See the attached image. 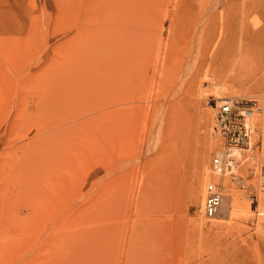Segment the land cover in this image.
<instances>
[{"label": "rangeland", "instance_id": "rangeland-1", "mask_svg": "<svg viewBox=\"0 0 264 264\" xmlns=\"http://www.w3.org/2000/svg\"><path fill=\"white\" fill-rule=\"evenodd\" d=\"M92 1L82 51L96 72L135 56L120 90L75 83L84 4L0 0V264H264V58L236 46L229 56L234 35L222 37L217 22L230 9L225 25L237 26L243 1L152 0L141 17L126 3L117 20ZM116 23L129 30L118 49L105 41ZM245 23L263 27L264 15L253 9ZM117 91L122 105L103 109ZM221 98L257 101L262 142L223 169L213 134ZM211 184L223 190L213 218L204 212Z\"/></svg>", "mask_w": 264, "mask_h": 264}, {"label": "bare ground", "instance_id": "bare-ground-1", "mask_svg": "<svg viewBox=\"0 0 264 264\" xmlns=\"http://www.w3.org/2000/svg\"><path fill=\"white\" fill-rule=\"evenodd\" d=\"M77 1V4L79 5L78 6V10H80V9H82V4H84V6H83V11H81V12H79L80 13V17H78L79 19L80 18H82L83 19V23H79V22H76L75 23V31H74V67H75V73H74V77H75V83H76V85L78 86V87H82V85H83V87H84V84L83 83H87L88 85H89V83L90 82H92L93 83V85H94V82H95V84H96V86L98 87V88H104V87H107V86H115V89L119 86V88H117L116 90H120V83L119 82H121V80L120 79H123V77L124 76H128V70H127V62H128V60L127 59H130L129 60V62H132V61H134L135 60V56L133 57V56H131V57H127V58H124V57H115L114 59H112L111 60V62L109 63L110 65H109V67L108 68H106V69H96L97 70V72L95 71V70H93V68L91 67V65H90V62H91V60L89 59L90 57L92 58V56H90V51H89V53H88V49L85 51L86 53H83V51H82V47L83 46H85V45H83L82 43L84 42V41H86V42H89L90 41V38H91V36H92V33H93V31H92V24L90 23L91 22V18L92 17H94V13H95V11L97 10V6H96V8H94V3H93V1L92 0H76ZM151 1L152 0H104V5H101V9L102 10H106V9H111V10H109L108 12H109V15H111L112 17L111 18H114L115 20H117V18H118V12H119V10H120V8L122 9V7H123V4H131V5H135V6H140V8L143 10H141V14H139L140 16L139 17H141V15L142 16H144L145 14V12H147V9H145L147 6H150L151 5ZM189 1V0H188ZM193 1V0H192ZM231 1H233V0H231ZM243 1V3L241 4V6H239V7H241V10H242V12H241V15L238 17V18H235L234 19V21H237L238 22V24H236L237 26H226L225 24H230V21H232L233 20V18H230V16H229V14L228 13H230V9L227 11L228 13H222V15H221V17H220V20L219 21H217V22H219L220 24H221V30H220V33H221V35H222V37L224 36L225 38L228 36V34H227V32H229V34L230 35H234V36H232V38H229V39H231V47H230V50H229V56H231V54H233V51H234V47L236 46V48H237V50L236 51H238V53H243V52H245V54L247 55H250V54H254V56L255 55H258V56H261V57H263L264 58V26L263 27H257L258 25L256 24V23H254V28L253 29H250L249 27H248V25L245 23V18H246V16L248 17V14H249V16H250V12L253 10V9H255L256 11H260L263 15H264V4H263V2H260V1H257V0H242ZM100 2V1H99ZM153 2H155L154 0H153ZM184 2H185V0H184ZM193 2H195V1H193ZM234 2V1H233ZM188 2H186V4H187ZM232 3V2H231ZM230 3V4H231ZM98 4V3H97ZM190 4V3H189ZM229 4V5H230ZM175 5H176V7H177V11H180V9L182 8V5H183V2L181 3V2H179V3H177L176 1H175ZM195 5V4H194ZM233 5V4H232ZM130 6V5H129ZM128 6V7H129ZM134 6V7H135ZM139 6H138V8H139ZM92 7H93V9H92ZM98 7H99V5H98ZM124 7H125V5H124ZM124 7H123V9L122 10H125L124 9ZM127 7V8H128ZM131 7V6H130ZM130 7L128 8V10L130 11ZM134 7H132V8H134ZM183 7H184V5H183ZM189 7H191V5L189 6ZM194 7V6H193ZM234 7H235V5H234ZM233 7V8H234ZM127 8H126V11H128L127 10ZM137 8V7H136ZM135 8V9H136ZM148 8V7H147ZM152 8V7H151ZM232 8V7H231ZM140 10V9H139ZM148 10L150 11V9L148 8ZM224 10V9H223ZM233 10V9H232ZM240 10V9H239ZM145 11V12H144ZM121 12V11H120ZM119 12V13H120ZM123 13H124V11H122ZM121 12V13H122ZM136 12V11H135ZM134 12V13H135ZM144 12V13H143ZM225 12V11H224ZM233 12V11H232ZM235 12V11H234ZM78 13V14H79ZM120 13V14H121ZM131 13H132V11H131ZM137 13H138V11H137ZM140 13V12H139ZM128 14V13H127ZM231 14V13H230ZM138 14H136V16H137ZM190 15V14H189ZM238 15V14H237ZM236 15V16H237ZM77 15H75L74 16V18L76 17ZM120 16V15H119ZM131 16V15H130ZM135 17V16H134ZM107 18H109V17H107ZM106 19V18H105ZM120 19V18H119ZM125 19V18H124ZM211 19H213V22L212 23H217L216 22V18L214 19V18H211ZM217 19H218V17H217ZM77 20V19H76ZM135 20V18L133 19V21ZM137 20V19H136ZM108 21V20H107ZM122 21H123V19H122ZM139 21V20H138ZM138 21H137V23L135 22V26L136 25H138ZM125 22V21H124ZM247 22V21H246ZM257 22V21H256ZM112 23V22H111ZM111 23H109V25L108 26H110V28H111ZM119 23V22H118ZM120 23H121V21H120ZM126 23H129L128 21L126 22ZM132 23V22H131ZM134 23V22H133ZM132 23V24H133ZM139 23H141V21L139 22ZM232 23V22H231ZM258 23V22H257ZM115 24V23H114ZM113 24V25H114ZM123 24V23H122ZM121 25V24H120ZM127 25V24H126ZM224 25L226 26V27H224ZM131 26H133V25H131ZM134 26V27H135ZM140 26V25H139ZM141 26H142V24H141ZM212 26V25H211ZM215 26V25H214ZM250 26V25H249ZM115 27V26H114ZM120 27V26H119ZM93 28H94V26H93ZM105 28V27H104ZM113 28V27H112ZM122 28V27H121ZM121 28H120V30H121ZM129 28H131L130 26H129ZM136 28H138L137 26H136ZM140 29L142 28V27H139ZM102 29V28H101ZM115 29L117 30L118 28H117V23H116V27H115ZM123 29H124V27H123ZM134 29V28H133ZM213 29V28H212ZM107 30V29H106ZM105 30V31H106ZM127 30V29H126ZM126 30H123L124 32H126ZM119 30H117V31H114V34L115 33H117ZM128 31L129 30H127V34H128ZM136 31V30H135ZM167 31V30H166ZM97 32V31H96ZM106 32H111V31H109V30H107ZM124 32H122V33H124ZM136 32H138V31H136ZM136 32H135V34H136ZM105 33V32H104ZM131 33V32H130ZM113 34V30H112V34L111 33H109V34H106V39H105V41L107 40V46H108V43H110V45L111 46H113L114 48H116V49H118L119 47H121L122 46V44H125V42L128 40L127 38V34L125 35V34H120V33H117V35H114ZM98 35V34H97ZM130 35V34H129ZM138 35V34H137ZM225 35H227V36H225ZM105 36V35H104ZM133 36V35H132ZM136 37H138V36H136ZM134 38V37H133ZM104 39V38H103ZM102 39V40H103ZM228 39V40H229ZM237 39H238V41H237ZM223 40V39H222ZM225 40V39H224ZM97 41V40H96ZM244 41H246L245 43H244ZM105 43V42H104ZM225 43V42H224ZM106 45H105V47H106ZM221 46H223V45H221ZM226 46V45H225ZM112 47V50L114 49ZM109 48V47H108ZM224 49V48H223ZM106 50H108V49H106ZM110 50V49H109ZM115 51V50H114ZM221 51V50H220ZM219 51V52H220ZM111 52V51H110ZM109 52V53H110ZM126 52V51H125ZM106 53H107V51H106ZM109 53H108V55H109ZM112 53V52H111ZM225 53V52H224ZM237 53V52H236ZM105 54V53H104ZM116 54V53H115ZM220 54V53H219ZM91 55H92V53H91ZM117 55V54H116ZM234 55V54H233ZM236 55V54H235ZM238 55V54H237ZM243 55V54H242ZM252 55H251V57H252ZM112 56V55H111ZM112 58H113V56H112ZM224 59V58H223ZM226 59H228V58H226ZM110 60V59H109ZM262 60V59H261ZM227 61V60H226ZM264 61V60H263ZM105 63V62H104ZM263 63V62H262ZM107 64V63H106ZM224 64V63H223ZM262 65V64H261ZM105 67H106V65H104ZM108 66V65H107ZM226 66V65H225ZM224 66V67H225ZM234 66V65H233ZM92 69V70H91ZM95 71V72H94ZM127 78V77H126ZM264 80V79H263ZM264 82V81H263ZM74 83V84H75ZM117 84H118V86H117ZM87 86V85H86ZM90 86V85H89ZM88 86V88H91V87H89ZM113 86V87H114ZM117 86V87H116ZM76 87V86H75ZM86 89L87 90V92H88V90L89 89ZM94 88V87H93ZM80 89H81V91H82V89L83 88H77L76 89V91H77V95L79 96L80 95ZM84 89H85V87H84ZM96 89V88H95ZM94 89V91H96ZM106 89V88H105ZM114 89V90H115ZM85 90V91H86ZM112 90H113V88H112ZM101 91V90H100ZM105 91V90H104ZM97 92H98V90H97ZM115 92V91H114ZM83 92H81V95H82V98L84 97L85 98V95L83 96V94H82ZM117 93H118V97H116V98H114L115 97V95L117 96ZM85 94H86V92H85ZM95 95H97V94H95ZM72 96V95H71ZM74 96V95H73ZM77 96V97H78ZM101 96H102V94H101ZM114 96V97H113ZM112 97L113 98H110V99H108V100H102V103H101V107L103 108V109H105V108H108V107H110V106H116V105H122V103H123V98H122V94L120 93V91H117L116 92V94H114ZM76 97V98H77ZM80 97V96H79ZM96 97V96H95ZM219 97H220V95H219ZM87 98V97H86ZM100 98H102V97H100ZM81 99V98H80ZM96 99V98H95ZM228 98H224V99H222L221 98V100H220V102L221 101H223V100H227ZM67 100V99H66ZM75 100V99H74ZM83 100V99H82ZM87 100V99H86ZM85 100V101H86ZM76 101V100H75ZM84 101V100H83ZM89 101V100H88ZM94 101V100H93ZM76 102H79V101H76ZM98 104V103H97ZM83 105V104H82ZM99 105V104H98ZM100 106H99V108L98 109H101L100 108ZM96 107H98V106H96ZM94 108V107H93ZM97 109V108H96ZM74 112V111H73ZM114 112V111H113ZM115 113V112H114ZM98 160V159H97ZM22 166H23V164H22ZM238 180V179H237ZM235 197V196H234ZM234 199V198H233ZM234 201V200H233ZM235 202H233V204H234ZM234 206V205H233ZM230 207H232V205L230 206ZM229 207V208H230ZM106 216V215H105ZM114 219V218H113ZM100 220V219H99ZM107 220V219H106ZM101 221L103 222V220L101 219ZM94 222V221H93ZM92 222V223H93ZM116 224V223H115ZM119 224V223H118ZM110 225H111V223H110ZM109 225V226H110ZM104 226V225H103ZM113 226V225H112ZM104 227H106V226H104ZM114 227V226H113ZM103 228V227H102ZM101 228V229H102ZM112 228V227H111ZM90 229V228H89ZM93 229H95V228H93ZM118 229V228H117ZM116 229V230H117ZM96 230H98V229H96ZM95 230V231H96ZM107 230V229H106ZM112 230V229H111ZM93 231V230H92ZM100 231V230H99ZM104 231V230H103ZM114 231H115V228H114ZM102 232V231H101ZM109 232H110V230H109ZM119 233V232H118ZM93 234V233H92ZM90 235V234H89ZM118 235V234H117ZM94 236V235H93ZM100 236V235H99ZM104 236H105V233H104ZM104 236H103V238H104ZM120 236V235H119ZM128 236V235H127ZM112 237V236H111ZM108 238H110V236H108ZM105 239V238H104ZM130 239V238H129ZM113 240V239H112ZM134 240V239H133ZM101 241V240H100ZM125 241V240H124ZM107 242V241H106ZM110 242H112L111 240H110ZM135 242V241H134ZM93 243V242H92ZM104 243V242H103ZM108 244H111V243H109V241H108ZM107 244V245H108ZM115 244V243H114ZM138 244V243H137ZM91 245V244H90ZM135 245V244H134ZM92 246V245H91ZM119 246V245H118ZM103 247H105L104 245H103ZM107 247V246H106ZM108 248H110V247H108ZM112 248H114V246L112 247ZM111 248V249H112ZM116 248H117V246H116ZM116 248H115V250H116ZM124 248V247H123ZM90 249V248H89ZM92 249V248H91ZM105 249V248H104ZM111 249H109L110 251H111ZM118 249V248H117ZM118 250H122V249H118ZM110 251H109V253H110ZM88 252V251H87ZM108 252V251H107ZM116 252V251H115ZM126 253H127V251H126ZM125 253V254H126ZM119 254V253H118ZM117 254V255H118ZM109 255V254H108ZM111 255H113V251H112V253H111ZM77 256H79V255H77ZM126 256V255H125ZM146 256V255H145ZM123 257V256H122ZM128 257H130V256H128ZM110 258V257H109ZM111 258H113V257H111ZM131 258V257H130ZM130 258H128V259H130ZM83 260H84V258H82ZM81 259V260H82ZM94 259V258H93ZM108 259V258H107ZM114 259V258H113ZM113 259H111V260H113ZM120 259H121V256H120ZM140 259V258H139ZM126 260H127V257H126ZM128 261H130V260H128ZM115 262H116V260H115ZM137 262V261H136ZM117 263V262H116ZM130 264H131V261L129 262ZM128 264V263H127ZM137 264V263H136Z\"/></svg>", "mask_w": 264, "mask_h": 264}, {"label": "built area", "instance_id": "built-area-1", "mask_svg": "<svg viewBox=\"0 0 264 264\" xmlns=\"http://www.w3.org/2000/svg\"><path fill=\"white\" fill-rule=\"evenodd\" d=\"M213 134L222 142V150L217 151L215 161L220 167L227 163L237 164L247 153L262 150V142L255 141L259 136L256 120L257 101L241 98H228L215 105ZM259 184L264 190V163L257 164ZM235 180V179H233ZM223 202V190L209 185L204 202V212L209 218L217 215Z\"/></svg>", "mask_w": 264, "mask_h": 264}]
</instances>
